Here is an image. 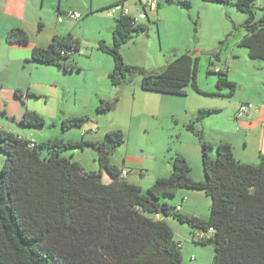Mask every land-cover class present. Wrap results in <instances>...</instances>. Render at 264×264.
Listing matches in <instances>:
<instances>
[{
  "label": "trees",
  "instance_id": "16d2710c",
  "mask_svg": "<svg viewBox=\"0 0 264 264\" xmlns=\"http://www.w3.org/2000/svg\"><path fill=\"white\" fill-rule=\"evenodd\" d=\"M124 1L115 5H123ZM254 2L234 3L246 15V34L238 46L247 49L250 59L264 60V7L256 19ZM179 4L190 7L188 2ZM147 20L151 22L148 17ZM147 30L146 24L136 23L130 16L114 18L112 44L100 41L97 45V50L113 60L111 85L122 87L138 76L146 92L184 96L191 86L201 94L196 82L198 58L190 52L177 55L155 70L123 61L121 46ZM5 40L9 44H27L29 36L24 29L13 28ZM79 50V42L71 33L56 34L46 47H34L31 61L56 66L66 73L80 71L72 59ZM211 65L210 61L207 74L216 75V94L228 89L226 95L233 96L236 84L228 79L227 70L214 72ZM22 94L21 89H16L14 96L19 99ZM27 95L35 97L30 91ZM111 105L100 100L96 114L109 112ZM212 112L200 110L197 119ZM89 120L87 115L66 116L60 126L63 131L82 128ZM19 122L28 128L46 124L40 114L31 110H25ZM188 129L194 131L191 124ZM196 135L203 180L193 179L187 159L175 153L169 162L171 173L143 189L120 177L119 168L111 163L114 147L125 142L120 129L106 133L111 143L106 149L104 141L53 137L35 142L0 128V264H184L181 246L166 217L186 224L192 232L212 228L208 240L196 243L212 244V264H264V154L259 152L256 163L241 162L231 143L213 144L201 134ZM87 147L96 150L97 171L85 170L71 156L64 155ZM213 149L215 156L211 157ZM102 171L109 182L103 181ZM181 189L199 190L209 197L206 219L183 214L171 204L168 198Z\"/></svg>",
  "mask_w": 264,
  "mask_h": 264
},
{
  "label": "rangeland",
  "instance_id": "374dc122",
  "mask_svg": "<svg viewBox=\"0 0 264 264\" xmlns=\"http://www.w3.org/2000/svg\"><path fill=\"white\" fill-rule=\"evenodd\" d=\"M28 1L36 6L39 12H46L54 19L57 16H61L64 19L62 23L70 20L65 18L64 14H59V10L63 13L68 11L78 12L81 15V19L74 21L73 26L77 28L79 24L86 21L84 30L86 36L90 38L103 23H110L111 19L107 15L106 10L116 6L115 4L118 0ZM130 1L133 0H125L126 3H130ZM172 1L173 3L167 4L165 0H160V7L157 8L162 13V21L169 20L171 24L170 29L160 32L159 27L156 28V16L149 12L151 22L146 18L142 21L148 26V30L138 36L145 35L149 37L151 42V59L155 56L160 57L164 55V51L173 47L176 43H188L190 54L194 51L197 52L194 54L198 58L196 82L202 92L201 94L195 92L191 86H188L186 88V95L175 96L177 101L174 105V113L164 114L158 119L152 117L134 118L131 115V109L133 104V87L135 84L132 83L130 86L117 88L119 91H122L120 93L122 96L118 100V107L116 106V99H113L112 104L115 105V108L112 111L110 110L105 114H96L93 117L88 116L90 120L82 128H71L63 131L60 124L55 126L52 121L44 118L47 121L44 129L21 127L19 131H26V133L32 134L34 139L45 134L51 136L50 138L67 137L66 135L68 134V136L78 139L81 137L83 131L90 130L85 134L86 137H98V140L106 142L105 135L107 131L120 129L125 134V142L115 146L110 156V159H115L117 162L124 157L126 149L130 150V153L132 152L133 154L134 152L140 156L155 154L158 161L170 162L171 157L175 153H192L193 147L198 142L196 134H201L206 141L227 138L233 142L236 156H241L245 160H248L247 162L244 161L246 163L258 162L259 157L256 151V144L262 138L260 131L263 130V126H260L257 132L258 135H247V132L253 120L258 123L264 122V60L250 59L247 49L238 46L239 40L246 34L243 27L246 15L236 9L234 5L236 0H228L227 3L206 2L202 0ZM180 2H188L190 7H183L179 4ZM91 3L93 6H99L98 10L101 8H106V10H100L96 14L88 15V6ZM262 7H264V0H255L254 11L256 19L262 14ZM136 8L134 6L135 10ZM138 9H141V7L138 6ZM84 10L86 11L84 12ZM135 10L131 11L133 16L136 14ZM84 51L87 52L85 55L87 56L89 48L86 47ZM73 57L82 56L74 53L72 59ZM108 59L112 60L110 57ZM210 61L212 62L210 69L227 70L228 79L236 84L233 96L228 97L226 95L228 89L221 90V95L216 94L218 92L215 87L216 75L207 74ZM81 65L82 70L79 73L74 72L73 75L67 74L62 81L69 88H72V85L76 86L78 99H81L84 93L90 92L89 90H85L87 79L82 81L79 77L84 72L86 76L89 75L88 80H90V74L94 68L93 62ZM47 69L56 71L58 67H48ZM138 79L140 78L136 76L133 78V81L136 82ZM19 103L24 104L25 102L24 100H19ZM30 103L41 111L53 106V101L51 100L47 103L43 101L41 102L42 104L31 100ZM243 104L250 105L248 116H243L244 114L238 116V109ZM207 109L213 110V112L203 119H197L198 112ZM3 112L7 114L5 109L1 110L0 121L4 120L1 117V113ZM190 124L194 128L193 132L188 129V125ZM95 133H98V135H95ZM37 140L40 142L41 139ZM243 153L244 155H242ZM42 154L46 155L47 151L43 150ZM64 155L79 160L84 168H86L85 170H98L96 150L91 147H87L84 150L66 151ZM210 155L211 157L215 156L214 149L211 150ZM251 158L254 161L249 162ZM2 164L3 160L0 161V166ZM94 167L96 169H92ZM198 168L200 173H203L201 162L198 163ZM192 170L193 172L195 171L194 165H192ZM143 189L146 188L143 187ZM181 190L185 191V189ZM186 191L201 193L206 197L209 204L205 202L200 206L204 207V213L208 216L210 207L209 197L199 190ZM168 199L172 205L176 204L178 193ZM180 201L178 202L179 205ZM170 218L166 217V220H175ZM176 223L182 227L180 234L184 238H187L186 240L188 241L185 247L181 248L184 264H212L214 256L212 244L202 245L194 243L191 238L192 229L186 224L177 221ZM181 241L183 242L184 240ZM192 256L195 257V260H190Z\"/></svg>",
  "mask_w": 264,
  "mask_h": 264
},
{
  "label": "crops",
  "instance_id": "0c3cea01",
  "mask_svg": "<svg viewBox=\"0 0 264 264\" xmlns=\"http://www.w3.org/2000/svg\"><path fill=\"white\" fill-rule=\"evenodd\" d=\"M119 1L120 0L117 2ZM142 2L143 0H136V2L133 0L130 1V3H126L124 1L123 6L128 9L131 17H136L138 13L142 11ZM157 3V8H159L160 0H157ZM134 6L137 7L136 10L134 9ZM138 6H140L141 9H138ZM157 8L151 13L156 16V28L159 27V31L164 32L165 30L170 29L171 24L167 19L162 21V13L161 11H158ZM98 9L99 6H93L91 3V5L88 6V15L96 14L97 12H100V10H106V8H101L100 10ZM132 10L136 11L134 16L131 14ZM85 11L86 10H84V12ZM61 13L64 14L65 12L63 13L59 10V14ZM148 18L150 19L149 15ZM80 19H69L70 21L62 23L64 20L63 18L61 21H58V16L54 19L46 12H39L37 7L28 0H0V111L5 109L7 112L6 116L8 118H12L14 119V122H18L25 110H31L40 114L46 120L49 119L48 121H52L55 126H58L61 120L66 116H95V110L100 100H106L112 103L113 99H116V106L118 107V100L122 96V94H120L122 91L117 89L119 87L111 85L109 77L114 65L113 60L108 59L110 57L109 55L97 50V45L100 41L105 42L107 45L112 44L114 19L110 17V23H103L100 28H98L96 33L90 38L86 36L84 30L86 21L79 24L77 28H74V21H79ZM143 20H140L139 23H143ZM39 24L41 25L40 28L38 26ZM178 25L177 27H179ZM13 28H22L27 32L29 35V41L27 44H9L6 42V35ZM67 33H71L79 42L80 50L77 54L82 57H73V61L80 67L81 70V64L86 65L93 62L94 65L90 74V80H88L89 75L86 76L84 72L81 74V77H79L82 81L87 79V87L85 90L90 91L89 93H84L81 99H78L76 86L72 85V88H69L62 82L64 80L63 78L67 76V74L73 75L74 72L79 73L81 70L66 73L63 72L62 69L58 68L56 71H51L47 68H56V66L41 65L31 61V54L34 47H46L54 35L58 34L64 36ZM181 43H176L173 47L166 49L164 51V55H161L160 57L155 56L151 59V42L149 37L141 35L123 44L120 49V54L126 64L141 66L147 70H155L163 67L177 55L190 52L189 44H183V42ZM86 47L89 48L87 56H85L87 52L84 51ZM192 53L196 54L197 52L194 51ZM132 83L135 84L133 87V104L131 109V115L134 118L152 117L154 119H158L164 114L174 113L173 109L177 101L175 96L146 92L140 87V79L136 82L132 79L125 86H130ZM16 89H21L23 91V94L19 99L14 96ZM27 91L32 92L35 97L28 96ZM19 100H24L25 103L21 105ZM31 100L37 101L38 104H42L41 102L43 101L47 103L51 100L53 101V106L41 111L32 106L30 103ZM249 113L250 110L243 116H248ZM46 120L45 123H47ZM260 126H263V130L260 129V135H262V138L256 144V151L257 154H259V152L264 154V122L258 123L253 120L249 125L247 135H258L257 132ZM0 128L12 132L20 137L31 139L35 142H38L37 139H41V142L51 137L45 134L34 139L32 134H28L26 131H19V128L16 127L14 123L7 121L6 118L0 121ZM44 128L45 126L42 127V129ZM89 131L90 130L83 131L81 133V137L89 141H100L98 140V137H86L85 134ZM95 135H98V133H95ZM66 136L67 137L64 136L60 138L64 140L77 139L72 136H68V134ZM210 141L213 144H217L219 142L231 143L235 157H239L237 159L241 162L248 161L241 156H236L235 147L231 140L221 138L220 140ZM129 151L130 150L126 149L124 157L121 158L119 162L111 158V163L117 166L120 172L122 169L128 170V174L123 177L127 181L137 184L142 188H147L156 178L165 177L171 173V166L169 162H164L163 160L158 161L155 154L140 156L134 152L132 154V152L130 153ZM181 153L185 156L191 167V177L195 180H203V173H200L198 168V163L201 162L199 143L197 142L195 147H193L192 153ZM242 155H244V153ZM2 160L3 158L0 155V161ZM75 161L80 163V165L84 168L83 164L79 160ZM250 161L254 160L251 158L249 162ZM192 165L195 167L194 172L192 170ZM92 169L96 168L94 167ZM102 178L106 183L110 181L108 175L104 171H102ZM177 193L178 199L176 204L173 205L177 206L181 213L201 219H206L208 217L207 214L204 213V207L200 205L205 202L209 204V202L201 193H192L191 191L186 190H181ZM179 201L180 205L178 204ZM165 221L171 227L174 239L179 242L181 248H184L188 241L186 240L187 238H184V236L180 234L182 227L177 225L175 220L165 219ZM181 240H184V243ZM193 260H195V257Z\"/></svg>",
  "mask_w": 264,
  "mask_h": 264
},
{
  "label": "built area",
  "instance_id": "2783aa9c",
  "mask_svg": "<svg viewBox=\"0 0 264 264\" xmlns=\"http://www.w3.org/2000/svg\"><path fill=\"white\" fill-rule=\"evenodd\" d=\"M157 0H143L142 2V11L138 13L136 17H132L133 21L138 23L140 20H143L148 17L149 12L154 11L157 8ZM107 15L111 18H118L120 15L124 16H130L129 11L127 8H125L123 5H116L113 7H110L107 9ZM65 18L78 20L81 18V15L78 12H65L63 15ZM131 17V16H130ZM62 17H58V21H61ZM61 54H64V52H61ZM214 72L221 71V69L215 68L213 69ZM250 105L249 104H243L238 109V116L242 114H247L249 111ZM128 174L127 169H122L120 172V177H124ZM212 228H208L206 231L201 230H194L191 234L192 241L195 243H202L208 240L212 235ZM194 257H191V260H193Z\"/></svg>",
  "mask_w": 264,
  "mask_h": 264
},
{
  "label": "water",
  "instance_id": "95a60500",
  "mask_svg": "<svg viewBox=\"0 0 264 264\" xmlns=\"http://www.w3.org/2000/svg\"><path fill=\"white\" fill-rule=\"evenodd\" d=\"M190 55L193 56L194 53H191ZM21 104H22V103H21ZM22 105H23V104H22ZM114 108H115V105L112 104L110 110L112 111ZM1 117H2V118H6V120L9 121V122H11V123H14L16 127L21 128V124H20V122H19V121H18V122H14V119H12V118H8V117L6 116V113H5V112L1 113ZM38 129H42V126H39ZM110 144H111L110 141H109V140H106V142H105V147H106V149H109V148H110Z\"/></svg>",
  "mask_w": 264,
  "mask_h": 264
}]
</instances>
